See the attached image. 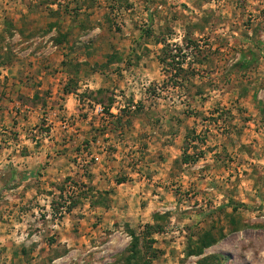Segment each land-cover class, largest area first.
<instances>
[{
	"label": "rangeland",
	"instance_id": "obj_1",
	"mask_svg": "<svg viewBox=\"0 0 264 264\" xmlns=\"http://www.w3.org/2000/svg\"><path fill=\"white\" fill-rule=\"evenodd\" d=\"M4 7L27 34L1 38L0 62L2 56L4 62H30L39 48L49 49L55 21L67 33L69 70L83 64V76L94 77L102 93L94 101L83 92L74 113L58 114L60 125L80 128L90 116L100 117L101 111L89 113L101 105L98 99L115 108L110 112L122 116L119 126L108 113L99 126L91 123L105 138L114 134L123 140L120 147L108 146L107 154L117 161L115 182L125 177L126 184L119 186L121 194L114 192L112 177L104 183L113 195L102 196L110 214L76 211V220L65 222L74 201L92 204L95 199L84 194L98 160L92 143L83 140L62 162L64 173L74 176L66 174L61 192L49 202L29 196L22 205L6 208L0 192V264H126L131 232L142 239L146 224L156 223L153 214L166 212L169 217L159 220L164 230L152 234L153 248L140 244L147 258L156 251L150 264H205L207 256L206 264H264V0H0L1 13ZM187 32L198 48L184 47ZM162 39L183 47L174 65L185 58L184 67L195 70L183 87L185 74L159 60ZM76 77L69 84L74 89ZM47 113L40 111L42 118L31 126L32 143L51 131ZM141 118L152 126L151 134L131 129ZM114 126L123 131L114 132ZM0 128V147L19 148V131ZM188 135L205 141L189 150H202L204 157L162 168L161 160L183 153ZM148 138L182 150L174 148L168 158L156 150L148 170ZM57 141L64 145L70 139ZM135 188L140 195L129 194ZM212 226L217 237L221 232L224 237L202 254L188 255L202 229Z\"/></svg>",
	"mask_w": 264,
	"mask_h": 264
},
{
	"label": "crops",
	"instance_id": "obj_2",
	"mask_svg": "<svg viewBox=\"0 0 264 264\" xmlns=\"http://www.w3.org/2000/svg\"><path fill=\"white\" fill-rule=\"evenodd\" d=\"M2 11V13L0 12V41L1 36L4 38L19 36L24 39L27 30L18 26V19L7 16L5 7ZM3 19L6 20L4 27L2 26ZM8 21H12L15 25L11 30L7 28ZM50 34L53 38L49 42L50 45L47 46L49 49L46 47L39 48V51L36 52L37 56L30 59L32 63L27 61V59L20 58H17L12 63L4 62V56L1 58L3 61L0 62V105L2 106L0 108V127H12L18 130L19 137L23 138L19 148L0 147V151H2L0 153V192H2L4 199H6L3 201V207L15 208L20 206L28 200L29 196L38 198L39 201L44 202H49V200L53 199L57 193L61 192L60 188L63 186L62 181L65 180L66 176H74L71 171L64 173L66 171L63 168L62 162L68 161L67 156L71 154L70 152H72L73 148L78 147L83 140H89L92 143L93 154L98 160V169L92 171L95 173L89 178V191L85 192V197L88 195L95 199L92 201V204H77L68 212L69 215L65 218V222L76 220L74 218V212L76 211L85 214H98L101 210H104L107 214H110L108 212L109 208L105 204L106 200H103L105 197L102 196H113L110 190L111 186L114 187V192H119L120 190L119 193L124 194L119 186L126 184V180L122 183H118V180L115 182V176L118 171H112V167L115 166L114 164L117 161L115 159L113 161L110 160L108 157L110 154H107V147L111 145L120 147L123 140L115 137L114 134H111L110 139L105 138L104 131L99 129L94 130L92 128L91 120H94V126L96 124L99 126L100 118L105 115V112H101L100 117L90 116L85 122L80 123V128L75 125L66 129V127L60 125L58 114H61V112H66L67 114L74 113L76 108H78V104L81 103L80 97L83 92L93 94L94 98V96H99L100 92L98 93V91L101 90L102 85L97 84L93 79L94 77L91 80L83 76L82 72L85 68L83 64L77 65L76 69L69 70L70 66L65 62L71 50L70 48L68 50L67 43L65 42L67 37L62 42H58L61 35L58 27L55 26L52 28ZM40 39L42 40L41 37H39ZM58 59L61 61L58 62ZM75 75H77L76 82L79 81V84L72 92H68L65 90V86L73 81ZM24 100L26 101L24 102ZM59 101L64 104L61 110L57 107ZM97 107L95 110H90V115L99 111ZM114 110L117 112L115 108L111 109L112 112ZM40 111L48 112L47 115L50 117L49 125L51 131L46 130L47 138L45 137L43 140L32 143L29 139V132L32 130L31 126L36 127L42 118ZM117 117L118 115L115 114L112 116V119L115 120ZM151 127L149 126L147 128L146 122L141 118L134 122V129H131L134 130L136 135L140 132H144L143 134H151L153 132ZM116 131L121 132L123 129L118 131L114 126V132ZM154 132L157 133V130H154ZM94 135H97V137L94 138ZM60 138H63L64 142L66 139H70V141L69 143L61 145L57 141ZM138 139L140 138L138 137ZM151 140L152 138H148V140H145L146 143H144V147L149 152L146 163L150 165L151 158L156 150L164 152V158H168L169 153H172L174 148L176 150L178 149V151L182 150L178 144L169 145L161 141L158 144H152ZM153 141H156V139L153 138ZM59 148L63 149H61L62 152ZM181 155H176L170 161H166L165 159L164 161L161 160V167L167 166L169 162H171V165L179 166L177 160ZM146 169L152 170V165L150 169L149 167H146ZM100 170L101 173H99ZM96 171L98 172L97 174ZM169 172L171 174L173 170L171 171L170 168ZM135 174L138 175L139 173H134L133 177L136 176ZM111 177L112 185L108 187L104 186V183L108 182ZM128 192L130 195L133 194L136 196V193L140 195V191L136 188ZM99 200H103L104 202L102 203L104 204L100 203ZM83 220L85 223L87 217H83Z\"/></svg>",
	"mask_w": 264,
	"mask_h": 264
},
{
	"label": "trees",
	"instance_id": "obj_3",
	"mask_svg": "<svg viewBox=\"0 0 264 264\" xmlns=\"http://www.w3.org/2000/svg\"><path fill=\"white\" fill-rule=\"evenodd\" d=\"M57 27V22H53L51 23V27ZM15 27V25L13 24L12 21H8L7 22V28L8 30H11ZM60 35L61 37L58 39V42H62L64 39H66L67 35L66 33H61L60 32ZM1 38H4L3 36H1ZM161 43H163V47H162V51H161V55L159 56V60L162 64H169L172 66V69L177 72H183L185 75H183V81H181L182 83H180V85H182V87L184 86V83L183 82H191L192 80V77L195 76V70L194 68L192 67V65H189L187 68L184 67V63H185V58L178 62V65H174L173 62H175L176 58L178 56L181 55V53L183 52V47L181 45H178L176 44L175 45V48H173L174 45H171V43L169 41H167L166 39H162L160 41ZM184 47L185 48H198V41L196 39H193L190 34L187 32L186 35H185V38H184ZM113 57V56H112ZM172 58V61L171 62H168V59H171ZM188 73V74H186ZM186 76V77H185ZM74 82V81H72ZM71 82H69L66 86H65V90L68 91V92H72L74 88H72L69 84ZM178 85V86H180ZM77 86V85H76ZM102 93V90H99L98 93ZM89 96H91L93 98V94H89ZM95 96H94V101H97L95 100ZM100 98V97H98ZM100 100V101H99ZM98 102L102 105H103V101L101 99H98ZM103 110L105 113H108L110 116H114L115 114L111 113L110 110V105L107 106V107H103ZM106 110V111H105ZM123 110V109H122ZM121 115H123L121 113ZM113 124L116 125V126H119V124H122V116H119L113 121ZM128 124H131V119L128 120ZM117 128V127H116ZM205 141L204 140H200L199 141V137H196V136H186L185 137V143H184V147H183V153L182 155L180 156V158L177 160V162L179 163V165H182V164H191V163H195L197 162L200 158L204 157V151H200V153H197V151L195 153H190V149L191 148H199L200 144L204 143ZM126 180L125 177H121V178H118V183H122ZM85 195V194H84ZM105 200V199H103ZM103 200H99L100 203L104 202ZM78 200L77 201H74L71 205H69L67 207V211L70 212L78 203ZM104 204V203H102ZM237 209V206H233V210H236ZM165 214V215H164ZM163 215L160 214V213H154V219H155V222L156 223H148L146 224V229L145 231L143 232L142 234V239L140 237V235L136 234L135 232H131V236H132V241H131V244H130V247L128 248V256L126 257V264H136L134 263L135 261H139V260H143V264H150L149 262L157 257V253L156 251H152V252H149L151 255L149 258H147L145 252H143L141 249H140V244L142 243V245L144 247H146L149 250H151L153 248V243L155 242V239L152 238V234L154 233H157V232H162L164 230V225L162 223H160V219H166L169 217V214L168 212L164 213ZM215 227H210V229L206 230V229H202V231L198 234L197 236V240L195 241V246H196V249L194 248H191L189 249L188 251V255H194V254H202L203 253V250L206 248V247H209L215 243H217L220 238L224 237V233L221 232V234L219 235V237H217L213 231ZM237 228V227H236ZM144 253V254H143ZM211 257L207 256V257H204L202 259V262L204 263V261H209ZM214 258H218V257H214ZM220 260V259H218ZM205 262V264H206ZM210 264V263H209Z\"/></svg>",
	"mask_w": 264,
	"mask_h": 264
},
{
	"label": "built area",
	"instance_id": "obj_4",
	"mask_svg": "<svg viewBox=\"0 0 264 264\" xmlns=\"http://www.w3.org/2000/svg\"><path fill=\"white\" fill-rule=\"evenodd\" d=\"M97 108L99 109V111L104 112V110H103V106H102V105H98Z\"/></svg>",
	"mask_w": 264,
	"mask_h": 264
}]
</instances>
